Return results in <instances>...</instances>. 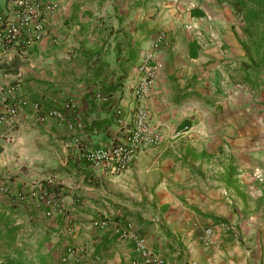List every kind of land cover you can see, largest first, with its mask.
<instances>
[{
	"label": "crops",
	"instance_id": "1",
	"mask_svg": "<svg viewBox=\"0 0 264 264\" xmlns=\"http://www.w3.org/2000/svg\"><path fill=\"white\" fill-rule=\"evenodd\" d=\"M56 1L41 39L0 57V87H16V114L0 103V211L19 227L16 242L45 264H132L140 253L128 231L162 264H264V91L242 81L231 7ZM12 5L0 0V13ZM159 31L161 67L144 105L161 139L122 172L92 167L80 147L123 141L137 67ZM41 187L55 189L50 216L31 196Z\"/></svg>",
	"mask_w": 264,
	"mask_h": 264
},
{
	"label": "built area",
	"instance_id": "2",
	"mask_svg": "<svg viewBox=\"0 0 264 264\" xmlns=\"http://www.w3.org/2000/svg\"><path fill=\"white\" fill-rule=\"evenodd\" d=\"M56 6V0L45 2L13 0L11 14L0 13V57L8 47L28 46L40 40L43 35V14L53 10ZM163 39L162 31L155 34L150 43V50L144 53L137 67V78L133 88L136 107L131 117L132 126L126 130L123 141L121 143L111 142L103 147H92L86 143L81 145V157L92 167L106 168L111 173L122 172L129 166L141 145H155L161 139V133L149 123V114L144 105V99L151 91L155 74L161 67L154 52L161 46ZM15 91V86L0 87V103L3 105L5 114L11 116L16 114V108L7 103V96ZM55 114H57L56 111L51 112V115ZM4 119L5 115H0V123L4 122ZM45 180L48 185L53 184V178L47 177ZM0 192H7V188L0 186ZM31 196L36 198L39 204L49 208L45 212L46 216L52 215V212L59 208L56 193L49 191L46 187H41L37 193L33 191ZM92 223L95 228L103 230L108 225V220L96 219ZM121 236L133 239L140 253V260H134L132 264H162L161 259L155 256L139 237L128 231L121 232Z\"/></svg>",
	"mask_w": 264,
	"mask_h": 264
},
{
	"label": "trees",
	"instance_id": "3",
	"mask_svg": "<svg viewBox=\"0 0 264 264\" xmlns=\"http://www.w3.org/2000/svg\"><path fill=\"white\" fill-rule=\"evenodd\" d=\"M228 4L241 21L243 38L240 45L246 60L241 63L242 81L251 88L264 91V0H218ZM48 188V187H47ZM54 191L55 189H48ZM11 214L0 211V247L5 251L0 264H45L36 262L16 242L19 227L13 224Z\"/></svg>",
	"mask_w": 264,
	"mask_h": 264
},
{
	"label": "rangeland",
	"instance_id": "4",
	"mask_svg": "<svg viewBox=\"0 0 264 264\" xmlns=\"http://www.w3.org/2000/svg\"><path fill=\"white\" fill-rule=\"evenodd\" d=\"M235 76H237V75H235ZM25 229L27 230L26 227H25ZM25 229H23V230L25 231ZM26 232H29V231L27 230V231H25L24 233L26 234ZM23 246H24V248H25L27 251H30V250H32V248H33V246H32L30 243H26V244L23 245ZM4 251H5L4 247H0V256L3 255Z\"/></svg>",
	"mask_w": 264,
	"mask_h": 264
}]
</instances>
